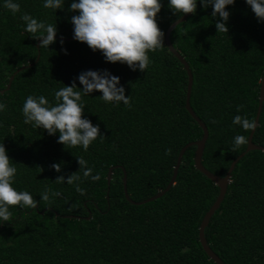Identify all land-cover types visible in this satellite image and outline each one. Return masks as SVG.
<instances>
[{
	"label": "trees",
	"instance_id": "obj_1",
	"mask_svg": "<svg viewBox=\"0 0 264 264\" xmlns=\"http://www.w3.org/2000/svg\"><path fill=\"white\" fill-rule=\"evenodd\" d=\"M15 2L20 13L13 15L0 0V90L16 69L32 65L0 93V103L6 105L0 111V144L17 168L12 186L39 203L35 209L10 206L12 219L0 222V264H215L199 243L198 227L218 187L194 168L195 146L186 149L173 185L158 199L133 205L123 192L125 172L131 200L155 195L169 182L180 149L202 137L185 109L187 73L164 40L162 49L148 53L151 63L144 72L108 62L99 50L76 39L61 43L56 38L49 49L37 51L22 13L56 25L57 37L69 38L74 35L71 18L79 12L69 11L73 0L56 11L45 8V0ZM160 2L156 19L165 35L183 13H174L169 0ZM226 11L228 32L217 33L215 25L223 21L212 16L211 5L204 8L197 0L196 13L170 34L192 73L190 106L208 130L202 164L218 176L246 148L230 150L237 135L248 138L250 133L233 124V118L254 121L264 74V21L246 0H235ZM87 70L119 77L118 87L131 96V108L105 102L99 91L82 96L83 116L99 125L103 140L98 137L87 151L69 148L57 142L59 132L49 135L24 123L22 108L29 95H43L54 106L55 92L64 86L75 80L83 88L78 76ZM239 105L243 108L237 112ZM252 142L264 147V101ZM78 157L87 161L92 175L99 173L98 181L83 177ZM53 163L61 164L62 171L51 168ZM78 171L81 180L72 185L55 181ZM77 184L85 194L76 191ZM45 190L49 201L41 200ZM204 237L224 264H264V150H251L237 162Z\"/></svg>",
	"mask_w": 264,
	"mask_h": 264
},
{
	"label": "clouds",
	"instance_id": "obj_2",
	"mask_svg": "<svg viewBox=\"0 0 264 264\" xmlns=\"http://www.w3.org/2000/svg\"><path fill=\"white\" fill-rule=\"evenodd\" d=\"M65 0H45L44 7L53 10L63 9ZM235 0H200V4L207 8L213 7L212 16L220 17L223 22L216 23L217 33H227L226 26L230 13L226 6L233 5ZM259 21H264V0H246ZM4 7L13 15L20 13V5L15 0H5ZM169 7L174 13L195 14L197 0H169ZM160 0H73L69 11L76 12L71 18L74 25V39L86 43L93 51L99 50L108 62L126 63L132 70L146 71L151 63L148 53L162 49L164 33L158 27L157 14L161 11ZM20 19L24 22L25 31L31 34L33 39L40 41L39 48H48L56 42V25L48 24L33 18L30 14L22 13ZM41 33L40 35H37ZM61 43L63 41L61 40ZM65 54L67 50L65 49ZM83 85L80 89L75 80L71 86H64L55 92V105L49 104L48 99L41 95L38 98L29 95L23 105L22 114L24 123H31L34 128H43L49 135L59 132L58 143L65 146H82L87 151L89 146L98 137L103 140L99 125L94 126L89 119L84 118V102L82 96L89 95L93 91L102 93L101 99L107 103L123 104L131 108V96H125V89L120 85V79L106 70L103 72L87 70L78 76ZM243 105L237 106L240 112ZM6 105L0 103V111H4ZM215 123V121H213ZM233 124L241 126L245 131L254 130L256 124L247 116L237 115L233 118ZM248 143V138L237 135L234 145L230 149L236 151ZM166 155L171 154V149H166ZM80 170L85 179L91 177L93 181L100 179L99 173L92 175V169L87 168V161L83 157L77 158ZM6 148L0 144V222H9L13 213L10 206L23 208H37L38 201L27 192H18L12 186L17 168L10 163ZM51 168L61 172V164L53 163ZM79 171L72 173L67 179L63 175L56 178L57 183L66 182L72 185L80 181ZM76 191L81 195L85 190L76 185ZM59 196V192L53 193ZM41 200L49 201V190L41 193Z\"/></svg>",
	"mask_w": 264,
	"mask_h": 264
},
{
	"label": "water",
	"instance_id": "obj_3",
	"mask_svg": "<svg viewBox=\"0 0 264 264\" xmlns=\"http://www.w3.org/2000/svg\"><path fill=\"white\" fill-rule=\"evenodd\" d=\"M189 15H191V13L183 14L181 17H179L178 19L173 21L167 27V29L165 31V35H164V42H165V45L167 46L168 50L180 61V63L183 65V68L185 69V71L187 73V87H186V93H185V109L190 114V116L193 118V120L202 129V137L199 140L187 143L185 146H183L180 149V151L177 155L176 164L173 168V173H172V176H171L169 182L167 183L165 188H163L162 190H159L155 195H153L147 199H144L142 201L131 200L128 193H127L125 172H123V177H122L123 192H124L125 199L133 205H141V204H145V203H148L150 201H154V200L158 199L159 197L164 195L173 185V183L176 179V176H177V172H178V168H179L180 163H181L182 156H183L184 152L186 151V149L189 148L190 146H195V151H194V156H193L194 168L196 170H198L199 172H201L210 181H212L216 187H218V194H217L215 200L213 201L210 208L203 215L201 222L199 224L198 239H199V243H200L203 251L206 253V255L208 256L209 259H211L215 264H224L222 262V260L218 257V255L207 244V241L204 237V229L208 225L210 218L212 217L214 212L219 208L221 202L224 199V196H225L226 191H227L228 183L230 182L231 172L234 169L237 162L247 152H249L251 150H262V151L264 150V147L255 145L252 142V137H253L254 131H255L256 127L258 126V123H259V116H260L262 104L264 101V74H263L261 81H260L258 105H257V110H256L255 118H254V122L256 124V127L254 130H251L249 135H248V143L246 145V148L243 152H241L231 162V164H230L229 168L227 169L226 173L224 174V176L215 175L212 172H210L209 170H207L202 164V155H203L206 140L208 138V130H207L206 125L201 121V119L197 115H195L193 109L190 106V94H191V88H192V83H193V77H192L191 70L189 68L188 63L185 61L184 57L173 47V45L171 44V41H170V34H171L172 30L178 24L184 22ZM56 38L68 41V40H73L74 35L72 37H69V38H63V37H57V36H56ZM39 44H40V41L37 40L35 43V47H36L37 51H39ZM38 59H39V52H38L34 62H37ZM31 65L32 64L23 65V66L19 67L18 69H16L9 76L6 87L4 89L0 90V93H4L5 91H7L10 88L11 82L13 81L16 74H18L20 71L26 69L27 67H30ZM113 168L114 167H110L108 170L107 177H106L107 185H109V183L111 181V174H112Z\"/></svg>",
	"mask_w": 264,
	"mask_h": 264
}]
</instances>
